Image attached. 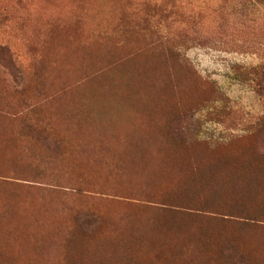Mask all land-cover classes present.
<instances>
[{
	"label": "rangeland",
	"instance_id": "obj_1",
	"mask_svg": "<svg viewBox=\"0 0 264 264\" xmlns=\"http://www.w3.org/2000/svg\"><path fill=\"white\" fill-rule=\"evenodd\" d=\"M0 129V264H264V0H0Z\"/></svg>",
	"mask_w": 264,
	"mask_h": 264
},
{
	"label": "trees",
	"instance_id": "obj_2",
	"mask_svg": "<svg viewBox=\"0 0 264 264\" xmlns=\"http://www.w3.org/2000/svg\"><path fill=\"white\" fill-rule=\"evenodd\" d=\"M173 103V102H172ZM171 103V104H172ZM159 106V105H158ZM0 131H3V132H5L4 134H5V139H0V144H4V143H9V145H10V143H13L12 142V140H10L9 139V136H8V133H7V131L6 130H4V129H0ZM1 134V133H0ZM112 134V133H111ZM263 138H262V143H263V139H264V136H262ZM235 142H232V141H230V142H228L227 144H225V149L226 150H228V154L226 155V158H227V160H225V163L224 164H222L223 165V173H224V175L227 173L228 174V176H227V178H225V176L224 177H222V179L220 180V179H217L216 177H214V178H216L217 180H219L220 182L221 181H223V179H224V182H225V184L227 185L226 187H224V188H229V189H231V190H233L234 188H233V186H234V184H232V187L231 186H228V185H230L229 184V182H231V180H229V176H230V174L231 173H229V165H232V163H233V159H238V163H240L242 166H240L238 163V165L236 166L237 168H238V170H239V172H241V170L242 169H244V166H245V164H246V166H247V163H246V158H248V153H247V151H248V149L246 148L247 146H245V148H246V150H245V148L244 149H241L240 148V146H238L239 147V151H236V150H238L237 148H235ZM262 146H263V148H264V145L262 144ZM10 148L11 149H14V143H13V146H10ZM236 152H240L241 154L239 155H236L235 153ZM261 153H263V157H264V149L262 150V152ZM196 162V161H195ZM194 162V163H195ZM194 163H192V164H194ZM177 164V166H180V164H179V162H177L176 163ZM198 164V163H197ZM207 164V163H206ZM262 165H264V162L262 163ZM262 165H260L261 167L260 168H263L262 167ZM208 166H209V164H208ZM249 166V165H248ZM211 167L213 168V169H216L217 168V166H215V167H213L212 165H211ZM165 169H167V167H164V172L162 171V167L160 166V164H158V165H153V167H152V169L151 170H148V171H146L145 173H143V174H146V175H149L150 173H152L153 171H157L158 173H165ZM233 170H234V172H235V169L233 168ZM250 171V170H249ZM249 171H248V168L246 167V169H245V172H248L249 173ZM255 170H253V172H254ZM214 172H218V171H214ZM255 172H257V171H255ZM258 173H260L261 175L262 174H264V173H262V172H258ZM261 175L259 176V178L258 179H261V182L262 181H264V178H261ZM140 175H138V176H135V179H138V177H139ZM257 178H256V180H258ZM242 181V180H241ZM240 181V182H241ZM242 183V182H241ZM258 184V183H257ZM259 185V184H258ZM17 217H18V219L20 218V213L17 211ZM22 236H23V239L24 240H26V238H25V236H24V234H22ZM20 248H18V250H19ZM22 251H20L19 253H21ZM22 255H23V252L21 253V254H19L18 255V257L19 258H21L22 257ZM6 257V256H5ZM4 257V258H5ZM4 258H3V261H4ZM10 262H8V261H6V262H4V264H9Z\"/></svg>",
	"mask_w": 264,
	"mask_h": 264
},
{
	"label": "bare ground",
	"instance_id": "obj_3",
	"mask_svg": "<svg viewBox=\"0 0 264 264\" xmlns=\"http://www.w3.org/2000/svg\"><path fill=\"white\" fill-rule=\"evenodd\" d=\"M34 264H42V262L34 263Z\"/></svg>",
	"mask_w": 264,
	"mask_h": 264
}]
</instances>
